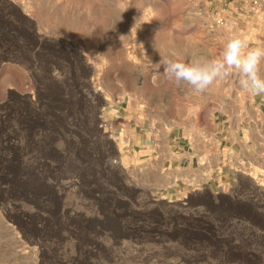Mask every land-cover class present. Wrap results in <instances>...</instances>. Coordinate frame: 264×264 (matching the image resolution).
Masks as SVG:
<instances>
[{
  "label": "rangeland",
  "instance_id": "obj_1",
  "mask_svg": "<svg viewBox=\"0 0 264 264\" xmlns=\"http://www.w3.org/2000/svg\"><path fill=\"white\" fill-rule=\"evenodd\" d=\"M183 5L0 0V264H264L260 199L159 185L111 141L146 62L125 42Z\"/></svg>",
  "mask_w": 264,
  "mask_h": 264
},
{
  "label": "crops",
  "instance_id": "obj_2",
  "mask_svg": "<svg viewBox=\"0 0 264 264\" xmlns=\"http://www.w3.org/2000/svg\"><path fill=\"white\" fill-rule=\"evenodd\" d=\"M229 8L227 0L210 5L212 10ZM138 32L125 44H137L146 62L120 69L117 81L124 92L105 112L115 127L111 141L125 153L127 165L145 170L162 186L236 187L264 203V94L242 88L235 69L202 93L163 69L168 58H219L234 37L264 48V5L213 33L183 5L171 18L146 19ZM261 69L264 73V64Z\"/></svg>",
  "mask_w": 264,
  "mask_h": 264
},
{
  "label": "clouds",
  "instance_id": "obj_3",
  "mask_svg": "<svg viewBox=\"0 0 264 264\" xmlns=\"http://www.w3.org/2000/svg\"><path fill=\"white\" fill-rule=\"evenodd\" d=\"M164 72L175 81L185 84L191 91L204 92L217 79L230 75L235 69L241 77L242 88L255 95L264 94V48L249 47L238 37L229 39L219 58L204 59L193 55L188 62L174 58L164 60Z\"/></svg>",
  "mask_w": 264,
  "mask_h": 264
},
{
  "label": "built area",
  "instance_id": "obj_4",
  "mask_svg": "<svg viewBox=\"0 0 264 264\" xmlns=\"http://www.w3.org/2000/svg\"><path fill=\"white\" fill-rule=\"evenodd\" d=\"M184 6L193 11L194 19L206 31L213 33L239 16L244 20L247 15H254L264 5V0H227L229 9H210L212 3L225 0H183ZM218 44V43H217Z\"/></svg>",
  "mask_w": 264,
  "mask_h": 264
}]
</instances>
